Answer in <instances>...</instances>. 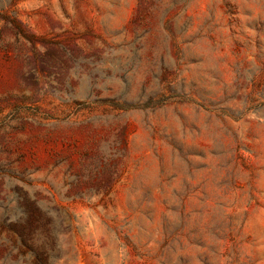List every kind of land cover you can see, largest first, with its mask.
<instances>
[{"label": "rangeland", "instance_id": "374dc122", "mask_svg": "<svg viewBox=\"0 0 264 264\" xmlns=\"http://www.w3.org/2000/svg\"><path fill=\"white\" fill-rule=\"evenodd\" d=\"M0 264H264V0H0Z\"/></svg>", "mask_w": 264, "mask_h": 264}]
</instances>
